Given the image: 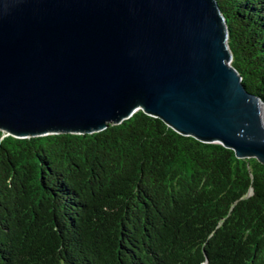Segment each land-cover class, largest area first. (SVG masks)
Segmentation results:
<instances>
[{
	"label": "trees",
	"instance_id": "1",
	"mask_svg": "<svg viewBox=\"0 0 264 264\" xmlns=\"http://www.w3.org/2000/svg\"><path fill=\"white\" fill-rule=\"evenodd\" d=\"M264 100V0H217ZM0 264H264V164L139 109L92 133L0 129Z\"/></svg>",
	"mask_w": 264,
	"mask_h": 264
},
{
	"label": "water",
	"instance_id": "2",
	"mask_svg": "<svg viewBox=\"0 0 264 264\" xmlns=\"http://www.w3.org/2000/svg\"><path fill=\"white\" fill-rule=\"evenodd\" d=\"M217 0H0V129L92 133L139 109L264 164V100Z\"/></svg>",
	"mask_w": 264,
	"mask_h": 264
},
{
	"label": "bare ground",
	"instance_id": "3",
	"mask_svg": "<svg viewBox=\"0 0 264 264\" xmlns=\"http://www.w3.org/2000/svg\"><path fill=\"white\" fill-rule=\"evenodd\" d=\"M261 114H262V117L264 119V106L262 105V108H261Z\"/></svg>",
	"mask_w": 264,
	"mask_h": 264
}]
</instances>
